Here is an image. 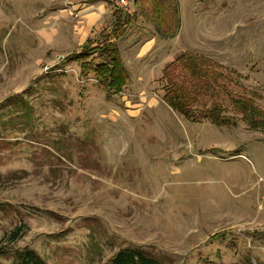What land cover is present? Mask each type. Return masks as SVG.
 <instances>
[{
  "label": "rangeland",
  "instance_id": "1",
  "mask_svg": "<svg viewBox=\"0 0 264 264\" xmlns=\"http://www.w3.org/2000/svg\"><path fill=\"white\" fill-rule=\"evenodd\" d=\"M151 1L0 0V264H107L126 248L160 264H264V125L229 98L264 110V0H159L175 9L170 36ZM107 38L127 74L111 93L66 58ZM186 51L226 76L204 101L231 124L163 101L162 69Z\"/></svg>",
  "mask_w": 264,
  "mask_h": 264
},
{
  "label": "trees",
  "instance_id": "2",
  "mask_svg": "<svg viewBox=\"0 0 264 264\" xmlns=\"http://www.w3.org/2000/svg\"><path fill=\"white\" fill-rule=\"evenodd\" d=\"M150 11L158 28L162 29L164 34L170 36L176 32L178 21H174L176 13L171 4L169 6L159 0H152ZM120 19V16L116 17V27L111 30L110 37H119L123 31L118 32V28L121 24H123L122 28L128 26L132 17L128 15L127 19L122 18V23ZM109 39L94 46L85 42L77 52L69 53L66 58L68 61H79L81 72H92L106 89L110 88L107 92L111 93V90L120 91L125 85L127 74L118 47ZM95 51L96 53L91 55ZM214 66L215 63L211 59L193 55L188 51L177 56L162 69L163 101L188 120L198 121L201 118H208L216 125L231 124V118L224 114V107L216 98H213L209 105L204 101L206 97L218 94L219 86H223L220 80L226 78ZM229 98L233 112L241 114L252 128L264 125V110L259 109L250 97L237 95ZM19 230L20 228L16 227L12 236L17 237ZM20 256L25 262H34L36 258L31 250L21 253ZM107 264H160V262L134 249L126 248L110 257Z\"/></svg>",
  "mask_w": 264,
  "mask_h": 264
},
{
  "label": "crops",
  "instance_id": "3",
  "mask_svg": "<svg viewBox=\"0 0 264 264\" xmlns=\"http://www.w3.org/2000/svg\"><path fill=\"white\" fill-rule=\"evenodd\" d=\"M150 39L151 40H148L144 43L140 53H142L144 51V54H145L146 52H148L152 48L154 42L152 41L153 40L152 38H150Z\"/></svg>",
  "mask_w": 264,
  "mask_h": 264
},
{
  "label": "built area",
  "instance_id": "4",
  "mask_svg": "<svg viewBox=\"0 0 264 264\" xmlns=\"http://www.w3.org/2000/svg\"><path fill=\"white\" fill-rule=\"evenodd\" d=\"M119 5H126L127 0H117Z\"/></svg>",
  "mask_w": 264,
  "mask_h": 264
}]
</instances>
